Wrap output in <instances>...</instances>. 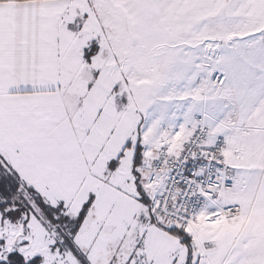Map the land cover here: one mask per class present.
<instances>
[{
    "label": "snow or ice",
    "instance_id": "6c2138e0",
    "mask_svg": "<svg viewBox=\"0 0 264 264\" xmlns=\"http://www.w3.org/2000/svg\"><path fill=\"white\" fill-rule=\"evenodd\" d=\"M0 264H264V0H0Z\"/></svg>",
    "mask_w": 264,
    "mask_h": 264
}]
</instances>
